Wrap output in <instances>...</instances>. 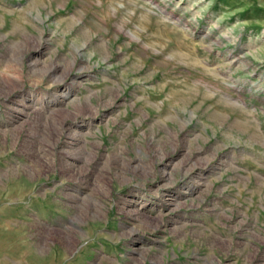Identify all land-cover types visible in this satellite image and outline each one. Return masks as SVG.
Instances as JSON below:
<instances>
[{"label": "rangeland", "instance_id": "obj_1", "mask_svg": "<svg viewBox=\"0 0 264 264\" xmlns=\"http://www.w3.org/2000/svg\"><path fill=\"white\" fill-rule=\"evenodd\" d=\"M10 263L264 264V0H0Z\"/></svg>", "mask_w": 264, "mask_h": 264}, {"label": "bare ground", "instance_id": "obj_2", "mask_svg": "<svg viewBox=\"0 0 264 264\" xmlns=\"http://www.w3.org/2000/svg\"><path fill=\"white\" fill-rule=\"evenodd\" d=\"M101 1V0H100ZM105 3V2H104ZM107 6H108V4H107ZM103 7V6H102ZM107 10V9H106ZM107 17V16H106ZM248 127V126H247ZM11 176H13V175H11ZM13 178V177H12ZM55 250H56V253L58 254V255H60V254H62L63 253V251L62 250H60L59 248H55ZM57 256V255H56ZM51 257H47V260H49ZM11 264V263H10ZM48 264H53V263H48ZM69 264V263H68Z\"/></svg>", "mask_w": 264, "mask_h": 264}]
</instances>
